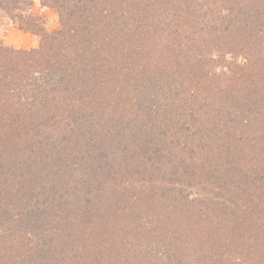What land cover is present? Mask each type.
Here are the masks:
<instances>
[{"label": "rangeland", "instance_id": "374dc122", "mask_svg": "<svg viewBox=\"0 0 264 264\" xmlns=\"http://www.w3.org/2000/svg\"><path fill=\"white\" fill-rule=\"evenodd\" d=\"M151 1L154 2L153 15L162 18L168 16V18L163 38L148 55L150 60L147 57L148 61L157 64L156 71L148 69L145 76L152 77L154 73V77L161 84L168 75L177 71V74L181 73L184 82L192 81V89H199V94L187 96L185 106L180 102L178 95L174 96V99L178 100L175 106L180 109H174V114L170 115L172 120L165 124L164 138L158 141L157 145L154 144L159 147V153L164 157L163 160L166 159L165 162L173 157L180 166L183 163L182 160L187 162L198 159L194 163L197 166L181 175L184 176L185 184L189 183V186L178 187L175 178L179 176L171 178L166 168L159 170L155 167V173L153 168L150 170L145 168V163L140 159L142 154L139 153L140 151L136 154L140 159L139 162L115 155L125 159L129 165H132L131 168L138 165L136 168L138 170L125 173L126 177L117 175L116 181L107 185L109 189L118 188L114 202L122 207L120 211L123 215L99 210L103 218L112 223L110 232L102 233L95 230L92 232L93 238L85 239L77 235V231L81 229L79 230L73 223L78 220L67 219L64 216L73 212L76 214L81 204L68 202L65 192L63 199L61 195L63 191L71 192L76 197L72 200L79 202L81 199L83 207V204H86V188H89L92 192L87 198L98 199L101 203L103 199L106 200L105 202L110 201L107 194L102 196L104 187L102 190L98 188L100 185L103 186L100 182L108 178V175H105L106 168L103 167L100 170L96 164L92 166L82 164L81 169H74L70 177L61 178L59 166L56 168L53 166L50 175L47 176L39 168H33L31 171V167L24 163L25 157H28L29 162L34 159L39 161V155L35 152H23L12 147L9 154H4L6 149H3L2 157H6L4 159L6 161L4 164L0 163V183L5 187L6 192L0 190V256H4V248H7L9 249L7 255H12L13 258V263L6 264H43L45 259L36 260L35 258L37 254L47 252L46 248H50L47 242H50L51 247L55 249L54 252L51 248L53 251L51 255L55 258H63L61 264H100L95 258L98 255L97 252L108 248L107 254L117 259V262L112 264H141L139 263L141 260L144 261L142 264H171L176 256L174 249L181 255L180 262L183 261L185 264H213L214 261L219 264V261L225 259L223 264H228L229 259L238 260L240 264H253L252 262L259 258L252 257L250 251L244 248L248 242L240 236L241 228H237L238 232L233 238L231 236L225 238L223 234L231 233L230 229L240 222L243 215L252 222H259L261 229L264 227V208L260 204H255L253 199L256 191L264 192V162L262 161L264 159V32H257L255 28L250 29L251 21L255 19L264 21V0H262V6H259V9L253 11L254 14L250 16L246 14L242 17L239 14L236 17L235 15L228 17L229 22L233 24L230 23L229 28L241 31V34L245 33L248 41H251L249 53L255 60V69H260L255 71L252 78L256 81L257 93L245 90L235 93L228 89L229 86L226 87L227 77H231L235 72H242L238 71L240 64L233 70L234 59L240 57H234L236 55L234 52L232 57L227 53L217 54V58L211 57L209 51L215 47V41L211 40V36L210 41L207 42L204 40L206 34L203 33L200 37L204 40L201 46L203 49H201L208 54L205 53L204 66L196 71L183 69L178 64L179 57H176L172 44L169 43L177 44V42L186 41L183 37L185 31L196 34L200 30L203 32L211 30L212 28L208 29L206 24L213 25V21L207 20L209 17L217 18L216 10L221 9V0H218L219 3L217 0ZM23 5L24 9L15 14L0 7V44L15 49L37 48L45 40L46 34L65 29L64 21L68 15H71L77 26L84 22L87 14L90 16L94 11H98L97 14L90 16L91 21L96 19L102 26L105 24L110 27L109 18L120 6L118 0H27ZM220 13L225 14L221 11ZM223 21L227 22V18ZM120 27V32L119 28L114 30L113 27L114 29L112 28L107 35L122 37L127 43L133 39L132 42L135 43L132 29L127 32L126 24ZM67 28H69L68 32L71 31L68 42H74L75 36L70 29V24ZM98 30L96 26V31ZM244 38L240 36L236 41L243 42ZM105 43L101 45L104 46ZM79 47H85V42ZM87 53L91 55L89 49ZM121 62L120 66H124L125 69L130 67V63L124 60ZM249 74L252 75V72L250 71ZM135 75L138 78L140 76L137 72ZM150 80L151 78L146 80V88L154 91L155 86L148 84ZM142 84L145 85V81ZM129 87L125 86V89ZM136 87H139V84H136ZM146 88L140 93L139 100L143 99L146 104L153 102L163 106L168 104L167 100L158 99L149 93L145 94L150 92ZM157 92L159 91L154 93L159 97L169 96L167 90ZM243 92L247 95L246 99ZM247 99H249L248 106ZM122 114L125 113L122 111ZM157 128L155 125H149L147 129L152 132ZM233 133L242 140L228 145V141L234 136ZM145 135L143 133L139 141H142ZM124 138L127 139V137ZM2 142L4 143L3 140ZM188 142L190 145L193 144L192 155H189L185 149L188 147L185 146ZM7 145L10 143L5 144ZM10 156L14 157V163L7 160ZM253 156V159H249ZM20 160H23V163H19ZM15 162L19 172L28 171L29 174H34V178L19 184L9 181V174L11 171L15 172L14 169L17 168H13ZM178 162L181 163L178 164ZM55 170L58 171L55 173ZM149 177L157 179L150 180ZM141 181L143 184H140ZM152 184L160 186L162 193L164 188H169L166 195L153 194ZM55 193L59 194V200L54 199ZM170 196L175 199L172 205H176V208L162 207L161 202L170 201L164 197L170 198ZM134 200H137L136 203ZM193 200H196L197 204L191 207L190 203ZM66 204L68 205L65 206ZM200 212L203 214L199 215ZM33 213L38 214L39 217ZM250 214H253L251 218H249ZM31 220H36L39 227H36L27 239L25 234H20L31 227L28 226ZM163 226L178 230L164 234L159 230ZM218 227L220 230L216 229ZM214 231L212 236L210 232ZM118 234L120 236H117ZM258 235L260 236V233ZM10 241L15 243L6 246ZM119 241H124L120 251L116 245ZM45 243L47 245H44ZM146 243L156 249L155 251L160 255L158 259L150 256L139 257L143 255ZM177 243L180 245L185 243L189 247H183V251H180V245L178 246ZM2 261L0 260V264H5Z\"/></svg>", "mask_w": 264, "mask_h": 264}, {"label": "trees", "instance_id": "16d2710c", "mask_svg": "<svg viewBox=\"0 0 264 264\" xmlns=\"http://www.w3.org/2000/svg\"><path fill=\"white\" fill-rule=\"evenodd\" d=\"M26 1L0 0V7L15 14L24 9L23 4ZM118 1L120 4L118 10H115L116 12L112 13L109 18L111 20L110 27L105 24L102 26L96 19L91 21L90 16L97 14L98 11H94L90 16L87 14L84 22L77 26L74 24L71 15H68V18L66 17V21H64L65 29H58L53 34H46L45 32L46 38L37 48L29 50L15 49L0 44V163L4 164L6 161L4 160L6 157H2V155L9 154L10 149L15 147L19 151H30L35 152L36 155L38 154L39 161L31 159L33 161L29 162L28 157H25L24 163L26 166L29 165L31 167V171L33 168H39L47 176L50 175L51 167L53 166L55 168L59 166L58 170L61 178L70 177L74 173V169H81L80 166L82 164H89V166L96 164L100 170L103 167L106 168L105 175H108V178L100 182L103 186L100 185L98 188L102 190L104 187L102 196L107 194L110 201L105 202L106 200L103 199V203H101L98 199L87 198L92 192L89 188H86V204H83V207L81 199L79 202L72 200L75 196L71 192L63 191L61 195V199H63L65 192L68 202L81 204L80 210L75 212L76 214L73 212L64 216L67 219L78 220V222L73 223L77 225L76 227L79 230L81 229L77 231V235L85 239L93 238L92 232H95V230L102 233L110 232L112 223L103 218L104 216L100 211L105 213L109 211L117 212L119 216L123 215L120 211L122 207L114 202L118 188L109 189L107 185L110 182L114 183L117 175L126 177L127 174L125 173L131 170H138L136 169L138 165L131 168L132 165H129L125 159L119 157L129 158L133 161L138 160V162L142 159L145 163L144 167L149 170L153 168L154 173L155 167L159 170L166 168L170 172L171 178L179 176L175 178L178 187L189 186V183L185 184L184 176L181 175L197 166L194 163L198 160H188L187 162L182 160L181 162L183 163L178 162V164L181 163L180 166L177 165L173 157L165 162L166 159L163 160L164 157L159 153V147L154 146V144L164 138L166 132V129H164L165 124L172 120L170 115L174 114V109H180L175 106L178 100L174 99V96L178 95L180 102L185 106V100L188 95L199 94V89L191 88L192 81L186 80L184 82L181 73L177 74V71L168 75L167 79L161 84L154 77V73L152 77L145 76L148 69H155L154 72L156 71L157 64L148 61V55L155 49L157 42L163 38L162 35L165 32L168 16L162 18L161 16L153 15L155 10L152 5L154 2L152 3L151 0ZM217 3H219L218 0ZM220 3L222 7L216 10L217 18L209 17L207 20L208 22L213 21V25H210V23L206 24L208 29L212 28L211 30L206 32L200 30L196 34L185 31L183 37L186 41L183 43L180 41L177 44L169 43L172 44L171 47L176 57H179L178 64L183 69L196 71L204 66L205 53L208 54V52L202 50V43L204 40L205 42L210 41L211 36V40L215 41V47L212 51H209L211 57L214 56L215 58L217 54L226 53L232 57V52H234L236 54L234 57L241 58L234 59L233 70L240 64L238 71L242 72H235L231 77H227L228 83H226V87L229 86L228 89L235 93L243 90L257 93L256 81L252 78L255 71H260V69H255V60L249 53L251 41H248L245 33L241 34V31L238 32L229 28V26L231 27V22H229L228 17L231 15L236 17L239 14L242 17L246 16V14L250 16L254 14L253 11L259 9V6H262V0H221ZM84 11L87 12V10ZM220 11L222 14L225 12V14L221 15ZM226 18L227 22L223 21ZM68 24H70V29L74 32V42H68V35H71V31L68 32ZM123 24H126L127 32L132 29L135 43L132 42L133 39L127 43L122 37H114V35L110 37L107 35L109 31H112L113 27L115 28H113L114 30L119 28L120 32V26ZM96 26L99 29L98 31H96ZM251 28H255L257 32H264V21L260 22L258 19L251 21ZM188 32L190 33L186 35ZM176 33L178 34V31ZM203 33L206 34L204 35V40L200 38ZM240 36L245 37L242 40L243 42L236 41ZM84 42L85 47H79ZM101 43H105V45L102 46ZM88 49L91 55L87 53ZM123 60L130 63V67L125 69L124 66H120ZM250 71L252 75L249 74ZM136 72L140 75L139 78L135 75ZM148 78H151L148 84L155 86L154 91L146 88V80ZM143 81H145V85L142 84ZM136 84H139V87H136ZM125 86L130 87L125 89ZM157 86L158 89H156ZM145 88L150 90V92H145V94L149 93L158 99L167 100L168 104L164 106L154 102L146 104L143 99L139 100L140 93ZM157 90L159 91L157 93L167 90L169 96L159 97L154 93ZM243 96H245V99L247 98L244 92ZM248 102L249 99L246 100L247 106ZM122 111L125 114H122ZM148 124L155 125L158 128L151 132L147 129L149 127ZM143 133L146 134L145 138L139 141ZM233 135L232 139H236L232 140L230 138L228 145H233L235 142L242 140V138L238 139V136L234 133ZM124 137H127V139ZM6 143H10V145L5 146ZM185 146H188L185 148L187 153L192 155L194 152L192 149L193 144L190 145V142H188ZM3 149H6L4 154H2ZM138 151L142 153L140 159L136 156ZM13 158L10 156L7 160L14 163ZM253 158L254 156L249 159ZM262 161L264 162V159ZM20 162L23 163V160H20ZM122 164H127L128 166H123ZM15 167H17L16 162L13 168ZM18 170L19 168L17 167L14 169L15 172L11 171L8 178L9 181L19 184L34 178V174H29L28 171L19 172ZM58 170H55V173ZM149 178L150 180L157 179ZM50 179L54 180L53 177H50ZM140 184H143V182L141 181ZM168 189L164 188L162 193L160 192V186L153 185V194L166 195ZM0 190L6 192L5 187L1 183ZM255 193L256 195H253L255 204H260L264 208V192L257 193L256 191ZM54 199L59 200V194L55 193ZM164 199L170 201L161 202L160 205L162 207L176 208V205H172V202L175 201L172 196L170 198L164 197ZM136 201L134 200V203ZM196 204L197 201L193 200L190 206L194 207ZM202 214L201 212L199 213V215ZM33 215L39 217L38 214L33 213ZM251 216L253 214H250L249 218ZM249 220L243 215L240 222L237 225L235 224V226L233 225L230 229L231 233L223 234L222 231L221 233L225 238L230 236L233 238L237 234L238 229L241 228L240 236L245 240L247 239L248 242L244 248L250 251L252 257H259L257 260L260 259L259 261L254 260L252 263L264 264V227L261 229L259 222H252V220L249 222ZM28 226L31 227L20 234H25L27 239L30 238L28 235L31 236L39 225L36 220H31ZM216 229L220 230L219 227ZM159 230L164 234L166 232L170 234L178 229L171 230L169 226H163ZM210 233L213 236L215 231ZM259 233L260 236L258 235ZM117 236L120 235L118 234ZM182 239L186 238L182 237ZM14 243L10 241L6 246H11ZM47 243L50 248H46L47 252H44V254H37L35 259H45L43 264H61L63 258H55L51 255L53 251L55 252V249L51 247L52 244L50 242ZM47 243L44 245H47ZM123 243L124 241L116 243L119 251ZM177 245L179 246L180 243H177ZM183 247H189V245L181 243L180 251H183ZM4 249L5 254L0 256V260H3L4 262H2L5 264L8 262L13 263L12 255H7L9 249ZM155 250L149 243H146L143 248V255L139 257L150 256L153 259H158L160 255ZM108 251L109 248L105 251L97 252L98 255L95 258L100 264L117 262L116 258L107 254ZM174 253H176V256L171 264H185L183 261L180 262L182 259L179 251L174 249ZM224 261H219V264H223ZM143 262L141 260L139 263L142 264ZM213 264H216V262L214 261ZM228 264L240 263L238 260L229 259Z\"/></svg>", "mask_w": 264, "mask_h": 264}]
</instances>
